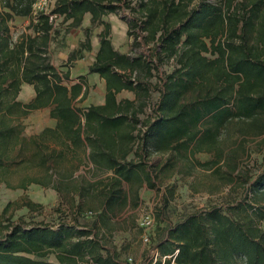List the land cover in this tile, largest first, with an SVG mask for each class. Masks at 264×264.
<instances>
[{
  "label": "trees",
  "instance_id": "obj_1",
  "mask_svg": "<svg viewBox=\"0 0 264 264\" xmlns=\"http://www.w3.org/2000/svg\"><path fill=\"white\" fill-rule=\"evenodd\" d=\"M36 2L0 0V185L9 183L7 170L15 157L32 149L33 161L40 157L46 165L53 160L61 169L53 184L59 194L85 200L57 207L28 200L31 210L50 215L95 207L99 213L90 227L11 224L0 233V264H69L85 255L93 264H121L103 242L99 225L126 203L115 200L124 180L161 189L176 167L174 155L194 144L215 148L220 131L236 119L250 121L249 129L264 134V0H56L50 12L35 13ZM86 13L92 25L68 59L91 51L92 27L103 25L87 70L106 80L107 91L104 104L82 107L77 102L89 94L88 79L71 83L70 70L52 62L51 45L59 32L53 15H63L74 28ZM110 13L128 17L134 54L115 48L112 24L104 19ZM18 16L29 19L33 33L14 38L10 22ZM23 83L35 90L27 102L18 99ZM123 89L133 91L135 99L118 100ZM154 90L159 95L152 102ZM40 108L50 109L56 125L24 136L16 121ZM117 150L124 151L121 158ZM133 150L134 157L127 158ZM159 152L171 156L155 168L151 156ZM90 164L92 175L75 176L81 165ZM111 169L110 180H90ZM244 184L238 201L191 211L178 220L168 216L171 202L162 194L143 264H264V165ZM169 193L173 196L175 189ZM51 253L59 263L48 260Z\"/></svg>",
  "mask_w": 264,
  "mask_h": 264
},
{
  "label": "rangeland",
  "instance_id": "obj_2",
  "mask_svg": "<svg viewBox=\"0 0 264 264\" xmlns=\"http://www.w3.org/2000/svg\"><path fill=\"white\" fill-rule=\"evenodd\" d=\"M55 3L56 0H46V3H43L44 10L50 12ZM53 18L59 32L52 40V62L60 70H70L71 83L90 76L87 67L95 58L99 41L98 33L102 27L96 25L92 27L93 49L86 50L83 57H77L71 61L68 56L71 51L79 48V43L85 39L84 27L90 22L86 20L83 26L72 28L70 27L71 20H64L63 15H53ZM106 20L110 21L112 26L114 24L112 29L114 28L115 36L111 35V38L116 48L121 52L134 54L130 49V37L122 25L123 22L129 21L128 17L121 18L119 14L110 13L106 15ZM10 24L14 38L23 32L33 33V30L28 27L27 17L18 16ZM208 56L213 57L210 53ZM165 68L171 71L173 65L167 63ZM88 79L89 94L85 100L77 102L82 107L99 102L103 98V79L98 74ZM158 95L159 92L154 90L152 102L157 99ZM34 96V87L23 83L18 99L27 102ZM16 122L22 126L23 135L30 137L40 133L45 127L53 125L55 120L50 116L49 108H40ZM249 122L238 119L230 122L220 131L215 148L210 149L207 146L194 144L186 153L174 155L173 160H177L176 167L169 173L171 176L162 183L161 189L156 191L143 186L139 196L135 199L138 203L131 204L127 210L118 213L107 224L101 222L99 231L102 240L110 249L109 252L115 254L121 264H143L149 245L144 244L142 239L145 232L142 222L146 215L152 212L155 215L158 211L160 202H163L161 191L162 194L166 192V196L170 199L167 214L173 220H178L191 211L223 202H236L243 197L244 180L255 177L264 165V134L249 129L247 127ZM31 150H25L22 157H15V161L7 170L9 183L3 182L0 185V233H4L11 224L17 222L27 227L46 223L59 227V224L63 222L77 226H92L99 213V209L95 207L87 208L81 213L75 208H64L61 212L50 215L31 210L27 205L28 200L40 203L44 207H57L67 202L76 205L82 202L78 201L75 193L73 196L65 192L59 194L54 189L53 184L59 181L57 166L53 160L46 165L41 164L40 157L33 161ZM24 155L27 159L30 156L29 160L21 161ZM168 158V155L156 157L158 161ZM206 162H208L207 165ZM69 165V162L63 163V167L68 168ZM24 183L26 187L20 186ZM170 189H175L173 196L169 193ZM156 223L155 218L154 229ZM261 223L264 226V220ZM162 224L166 223L162 222ZM101 252L107 254L105 249ZM47 258L53 262H60L56 253L49 254ZM129 258H132V261ZM69 264H93V262L89 255H85L78 256L75 261H69Z\"/></svg>",
  "mask_w": 264,
  "mask_h": 264
},
{
  "label": "crops",
  "instance_id": "obj_3",
  "mask_svg": "<svg viewBox=\"0 0 264 264\" xmlns=\"http://www.w3.org/2000/svg\"><path fill=\"white\" fill-rule=\"evenodd\" d=\"M108 16V15H107ZM104 19L106 20V16L104 17ZM86 20H88L89 22H90V24L88 23V24H86L85 25V27H84V30L86 29V27H88V26H91L92 25V23H91V14L90 13H86L85 14V16H84V19H83V23L85 22L86 23ZM108 21V20H107ZM108 22H110V21H108ZM123 22V21H122ZM83 23H82V25L81 26H83ZM111 23V22H110ZM122 25H124V28H125V31H127L128 30V24L127 23H124L123 22V24ZM81 26H79V27H81ZM99 26H101L102 28H103V25H99ZM113 26H114V24H113ZM112 26V27H113ZM74 28H78V27H74ZM102 30V29H101ZM100 30V31H101ZM99 34V33H98ZM111 35H113V36H115V32H114V28L112 29V32H111ZM99 39V38H98ZM83 41V40H82ZM113 44H114V42H113ZM92 45L94 46V42L92 41ZM96 45V44H95ZM115 46V45H114ZM99 47H100V43H99V41H98V43H97V50L96 51H98V49H99ZM115 48H116V46H115ZM117 49V48H116ZM90 76H92V75H94V74H98V73H94V74H90V73H88ZM99 75V74H98ZM90 76H86V78L88 79ZM100 76V75H99ZM101 77V76H100ZM102 78V77H101ZM103 79V83H102V85H103V90H104V92H103V98H102V100L101 101H99V102H95V103H93V104H95V105H100V104H104L105 103V100H106V91H107V84H106V80L104 79V78H102ZM88 82H89V79H88ZM135 97H136V95H135V93L133 92V91H130V90H127V89H123L122 91H120L118 94H117V98H118V100H122V99H131V100H133V99H135ZM91 105V104H90ZM89 106V105H88ZM55 120V123L53 124V125H51L52 127H54L55 125H56V123H57V120L56 119H54ZM125 145V144H124ZM132 145V142H130L129 143V146H131ZM127 147V145L125 146V148L124 149H127L126 148ZM130 148V147H129ZM124 151H116L115 153L118 155V157L119 158H121L122 157V153H123ZM160 155H168L169 157L171 156V155H169L168 153H154L152 156H151V158H152V160L154 161V163L156 164V166H155V168H158V167H160V165H163V164H165L167 161H168V159H166V160H164V161H158L157 159H156V157L157 156H160ZM134 157V150L133 151H130V153H128V155H127V158H133ZM71 166L69 165V167H68V169L70 168ZM91 164L89 165V166H85V165H81L75 172H74V174H75V176L76 175H80V174H86L87 176L88 175H92L91 173H89L88 171L91 169ZM58 168V167H57ZM93 168V167H92ZM59 170H61L60 168H58ZM59 170H58V172H59ZM93 170V169H92ZM113 175H115V173H114V171L111 169V170H109V171H107V173H104V174H101V173H98V176H96V177H94V178H90V180H93V181H97V180H99V179H101V180H104L105 182L106 181H108V180H110L109 178L110 177H112ZM143 186H146V187H148V185H147V183L146 182H144V183H142V182H128V181H126V180H124L123 181V183H122V185H121V193H119L118 195H117V197H116V201L117 202H120V200L121 199H124V202H126V203H124L123 204V206L122 207H120V206H116V210H115V214L117 215L118 213H120V212H122V211H124V210H127L128 209V207L131 205V204H136V203H138V202H136L135 201V199H137L136 198V196L138 197L139 196V194H140V189L143 187ZM148 188H150V187H148ZM150 189H155L156 191L157 190H159V189H157V188H150ZM161 191V190H160ZM162 191L160 192V195L162 196ZM71 196H73V194H71ZM77 199H78V201L80 202V201H84L83 200V198L82 197H80L79 195H77V197H76ZM133 201V202H132ZM116 215H112V217H114V216H116Z\"/></svg>",
  "mask_w": 264,
  "mask_h": 264
},
{
  "label": "built area",
  "instance_id": "obj_4",
  "mask_svg": "<svg viewBox=\"0 0 264 264\" xmlns=\"http://www.w3.org/2000/svg\"><path fill=\"white\" fill-rule=\"evenodd\" d=\"M43 3H46V0H37V2L34 4V11L35 13L39 11H44V6ZM145 232L143 233L142 239L144 244L149 245L151 242V234L154 230V225H155V215L154 213H150L144 217V220L142 222ZM130 261H132V258H129Z\"/></svg>",
  "mask_w": 264,
  "mask_h": 264
}]
</instances>
